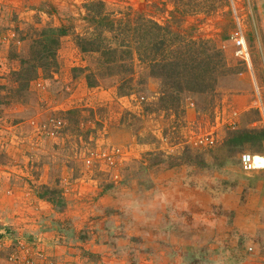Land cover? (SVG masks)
I'll return each mask as SVG.
<instances>
[{
    "label": "rangeland",
    "instance_id": "obj_1",
    "mask_svg": "<svg viewBox=\"0 0 264 264\" xmlns=\"http://www.w3.org/2000/svg\"><path fill=\"white\" fill-rule=\"evenodd\" d=\"M90 1L0 0V226L21 230L28 238L47 237L22 229H35L36 210L50 213L49 199L54 198L64 207L66 203L60 213L74 204L81 216L77 221H84L73 223L63 215L71 227L85 224L86 231L97 230L101 215L93 207L108 186L179 182L171 193L181 203L174 208L182 214L180 222L169 221L170 212L155 228L151 205L143 213L129 209L130 247L136 252L117 254V264H166L163 257L169 264H264V169L245 171L239 161L245 152L264 155V138L240 146L228 143L233 130L258 138L264 131V0H100L114 15L132 11L165 26V57L172 59L180 50L192 70L201 61L216 64L219 49L228 69L213 74L209 69L196 91L166 78L169 70L158 68L155 54L144 56L137 37H132L124 68L106 70L99 55L81 53L76 37L91 30L83 20V6ZM237 20L250 67L233 55L230 35ZM59 25L73 30L59 39L56 65L36 72L25 66L23 71L21 61L33 60L40 31ZM148 32L153 43L155 31ZM86 74L96 87L87 86ZM51 119L61 121V127L49 126ZM112 148L123 152L113 166L91 156ZM86 158H92L90 165ZM116 197L119 202L126 198ZM122 227L116 234H126ZM173 230L179 236L172 244L181 247L166 254L168 244L157 231ZM88 234L83 241L54 240L65 249L56 255L59 261H69L66 253L73 251L70 264H96V259L104 264L100 255L107 257L106 251L94 246L106 240ZM152 243L162 258L150 254Z\"/></svg>",
    "mask_w": 264,
    "mask_h": 264
},
{
    "label": "trees",
    "instance_id": "obj_2",
    "mask_svg": "<svg viewBox=\"0 0 264 264\" xmlns=\"http://www.w3.org/2000/svg\"><path fill=\"white\" fill-rule=\"evenodd\" d=\"M83 8L85 11L83 20L88 24L91 30H89L90 32L87 33V35H78L76 37V46L81 53L99 55L102 59V66L106 70H112V68L114 67L124 68L125 58L127 56H131L132 37L138 38L137 45L139 46L140 51L144 50V56H148L150 53L155 54V58L153 59L158 65V68H160L161 71L166 69L169 70L170 75L168 77L166 76V78L173 77L177 86H180L182 82L186 83L187 85L185 89L189 91H196L199 85H203V83L206 82L209 69H211L212 74L219 69V71L228 69L226 63L222 60L223 56L222 54H220L219 49H217L215 52L216 57H218L219 59L216 64L211 66V63H209V61L207 63H203V61H201L198 67H193V70L191 69L190 61L186 59V56L182 55V52L180 50H176V55L172 58L173 60L169 58L167 59L164 54V51L168 48V43L165 39L166 33H164L166 27L150 18L136 15L132 11H119L116 13V15H114L113 13L107 12L105 10V5L100 0L87 2L84 4ZM148 28H152L155 31L153 43L149 41V38L152 37L149 35ZM69 30H73V27L67 28L64 25H59L57 27L43 28L39 34L40 39L35 42L36 44H39V47L38 50H33L32 52L34 58L30 62H27V60H22L21 65L22 67H24L22 68V70H26L25 66H29L26 68H30L29 70L33 71L35 70V72L38 69L43 70L47 66L49 68H53V66L56 65L55 55L59 47V39L67 35ZM174 36L177 38L176 34H174ZM175 43L177 42H174L173 45L170 46V48L175 46ZM149 50H151L152 52H147ZM138 53L140 57H142L140 54L142 52ZM201 54L203 55V53ZM197 68H201L200 74H191L192 72H196ZM188 74H191L190 78L188 77ZM85 79L86 84L89 87H96L98 85L96 83V80H89V74L85 75ZM180 90H182V88ZM247 132L236 130L231 131L230 139H228L229 145L240 146L243 145L244 142H254L253 140L264 138V131H260V135H258L259 138L249 135H240L242 133L247 134ZM149 183V180H147L145 185L151 186L152 184ZM139 185L143 184L140 183ZM111 187L114 188L115 186H108V191L112 189ZM44 193L46 194V191ZM138 193H141V191L139 190ZM40 198H45V196L42 195L40 196ZM54 200V198L49 199L50 202H48L50 204L52 203L53 206H51L54 208L55 212H61L62 209L66 207V203L64 207L63 202H59L61 204H58V202L55 203ZM38 224L39 228L37 230L38 232L36 233L43 232L47 234L48 231L55 230L57 232V235L55 236L56 241H62L63 243H68L75 240L83 241L84 239L90 237L88 232L85 230L76 233V231H74V229L71 227L70 223L66 221L59 222L57 224L52 223L50 226H48L43 224V220H40L38 221ZM2 227L9 231L8 227L0 226V228ZM112 241L116 240H110V243H112ZM131 248L132 247L129 248V252H136L135 248ZM176 251L178 250L172 251L170 252V254L176 253ZM83 252L84 251H82V253ZM150 254L157 255V253ZM96 264L102 263L101 261L99 262V260L96 259ZM187 264H200V262L197 260L195 262H188Z\"/></svg>",
    "mask_w": 264,
    "mask_h": 264
},
{
    "label": "crops",
    "instance_id": "obj_3",
    "mask_svg": "<svg viewBox=\"0 0 264 264\" xmlns=\"http://www.w3.org/2000/svg\"><path fill=\"white\" fill-rule=\"evenodd\" d=\"M169 176H173V175L170 173ZM152 177H153V173H151V175H150L151 179H153ZM156 180L157 179H155L153 181H156ZM129 184H131V183H129ZM151 186H149V187L145 186L144 188H141L138 184H136L132 187V189H130L131 187H128V185L127 186L123 185V186L119 187L118 189H116V187H114L109 191L108 190L104 191L100 195V197L98 198V204L93 207V210L95 209V211L97 212L96 215H101L96 220V222L99 223L101 226H99L97 230H92V231H87V232L91 234L92 238L99 236V237L103 238V240H106L107 243L102 242L101 245L98 244V245L94 246L96 248L97 252L106 251L104 253L108 255L107 257H104V255H100L104 264H117L116 261L118 259H116V256H120L117 254L122 255V254L129 252V248L132 245L131 239L134 238V236H131L132 235L131 229L129 228V226H127L131 223V220H132V218L130 217V215L128 213L129 209L133 208V209L139 211L140 213H143L146 211L145 208L146 207L148 208L149 205H151L150 215H153L152 221L155 220V222H152V224H154L155 228H159L158 227L159 224L161 222L162 223L164 222V220H165L164 218H167L166 213H168V215L171 213H174L173 216H171L169 218V221H171V222H175L179 218H181V216H182L181 213L177 214L174 212V208L178 210V208L181 206V203L178 201V199H176L177 195L175 196L176 197L175 198L174 195L171 193V191L173 189L172 187H175L176 190L178 189L177 186H179V182H176V183L171 184V185L166 186V187H163V186L160 187L157 184H153V186L152 187ZM122 187H126V188L123 189ZM139 190L141 191V193H139V196H137L136 192H138ZM166 192L168 193L167 195H165ZM119 193L126 196V198H124V200H121L120 202L118 201V199L116 197V195H119ZM130 193H132V194H130ZM143 194H144V196H143ZM169 195H170V197H169ZM147 197L149 199L148 202H146ZM172 198H175L176 202ZM150 200H151V202L149 204ZM116 202L120 203V205H119L120 207L117 206ZM174 203H176V204L174 205ZM48 207L50 209V213H47V212L42 213L41 210L40 211L36 210V214H35L34 218H35L37 223H38V221L43 220V224L48 225V226H50L52 223L57 224L59 222L65 221L62 219L63 215L67 216V217L69 215L68 219H70L73 223H75V222L78 224L84 223V221L83 222H81L79 220L77 221V217H81V216L79 214H77V212L75 211L76 209H74V207H75L74 204L69 205L68 208L65 209L62 213L55 212L52 209L51 205H49ZM25 221H27V220H25ZM179 222H180V220H178V223ZM121 225L123 226L122 227L123 230L126 229V234L122 233V235H118V234H116V231L118 230L119 227H121ZM34 228L35 229H33V227H28V228L22 229V230L24 232L31 231V233L38 232L37 230L39 228V225H37ZM72 228L74 229V231H76V232L78 231L77 233H79L80 231H84V230L86 231V229H87L85 227V224H84V227L78 228V225H76V226L74 225V227H72ZM166 232L163 231L160 233L159 231H157V235H159L161 237V240H163L162 243L168 244L165 246L164 244H160L158 242L159 247L165 246L164 251L167 254L170 250L175 251L177 249H180L181 246L177 242H174V244H172V240L178 238L179 230H173L172 232L168 231V233H166ZM119 234H121V233H119ZM56 235H57V232L55 230L48 231L47 237H46V242H45L48 245L49 251L51 253H53L55 256L64 253V250H65V249L63 250L62 246H58L55 244L54 240H56V237H55ZM110 240H118V242H117V244H116V241H115V243H110ZM175 243H177L178 245ZM169 245H170V247H167ZM158 246H155V244L152 243V244H150L149 249L155 253V252L160 250V249H158ZM116 248H119V249H117V252H116ZM70 249H72V248H70ZM70 249H67V250H70ZM119 251H122V253ZM72 253H74V252L70 251V252L66 253V257H68L67 259H69V261H71V259H72L71 258ZM159 253H160V251H159ZM156 256L157 257L159 256L160 258L163 257V256H160L159 254H157ZM163 259L165 260V262H167L166 264L170 263L169 262L170 259H168L167 257H165V258L163 257ZM0 262H2V264H3L2 259L0 260Z\"/></svg>",
    "mask_w": 264,
    "mask_h": 264
},
{
    "label": "built area",
    "instance_id": "obj_4",
    "mask_svg": "<svg viewBox=\"0 0 264 264\" xmlns=\"http://www.w3.org/2000/svg\"><path fill=\"white\" fill-rule=\"evenodd\" d=\"M230 40L233 46V55L246 66L250 67V53L248 45L246 43L242 26L239 20L236 21L235 30L230 35ZM49 126L55 129L61 127V121L49 120ZM46 125H43L45 127ZM53 134V132H52ZM91 156L97 161L103 162L105 165L113 166L115 164V158L119 160L123 159V152L118 148H112L110 151H98L93 152ZM92 158H86V166L92 163ZM240 164L245 171H251L255 169H264L260 159H256L255 155L250 153H242L239 158ZM111 168V167H110ZM117 179V173L114 175ZM38 203H42L38 200ZM2 225V224H1ZM35 237L28 238L21 230L7 231L5 228H0V250L4 253L5 264H70V261L66 260V263L61 262L58 257L53 255L48 249V245L45 243L44 234H36Z\"/></svg>",
    "mask_w": 264,
    "mask_h": 264
},
{
    "label": "bare ground",
    "instance_id": "obj_5",
    "mask_svg": "<svg viewBox=\"0 0 264 264\" xmlns=\"http://www.w3.org/2000/svg\"><path fill=\"white\" fill-rule=\"evenodd\" d=\"M256 159H260L261 164L264 166V155H255Z\"/></svg>",
    "mask_w": 264,
    "mask_h": 264
}]
</instances>
